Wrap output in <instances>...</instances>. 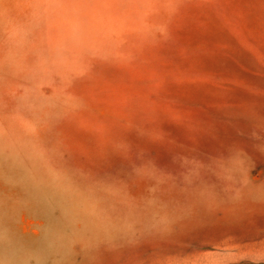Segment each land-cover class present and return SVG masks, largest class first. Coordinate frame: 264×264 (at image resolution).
<instances>
[{"label": "rangeland", "instance_id": "rangeland-1", "mask_svg": "<svg viewBox=\"0 0 264 264\" xmlns=\"http://www.w3.org/2000/svg\"><path fill=\"white\" fill-rule=\"evenodd\" d=\"M0 264H264V0H0Z\"/></svg>", "mask_w": 264, "mask_h": 264}]
</instances>
